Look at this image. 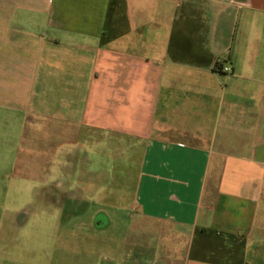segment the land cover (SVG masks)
<instances>
[{
	"label": "crops",
	"instance_id": "obj_1",
	"mask_svg": "<svg viewBox=\"0 0 264 264\" xmlns=\"http://www.w3.org/2000/svg\"><path fill=\"white\" fill-rule=\"evenodd\" d=\"M91 133L133 184L72 264H264V0H0V164Z\"/></svg>",
	"mask_w": 264,
	"mask_h": 264
},
{
	"label": "rangeland",
	"instance_id": "obj_2",
	"mask_svg": "<svg viewBox=\"0 0 264 264\" xmlns=\"http://www.w3.org/2000/svg\"><path fill=\"white\" fill-rule=\"evenodd\" d=\"M87 137L93 138L94 158L84 144L79 151H65L66 164L44 166L21 148L16 165L0 164V264H72L76 238L86 236L78 227L91 222L95 208L103 205L101 198H86L87 192L130 191L133 182L126 177L135 167L120 165L123 151L117 142L109 145L101 134ZM87 200V212L78 214L77 206Z\"/></svg>",
	"mask_w": 264,
	"mask_h": 264
},
{
	"label": "built area",
	"instance_id": "obj_3",
	"mask_svg": "<svg viewBox=\"0 0 264 264\" xmlns=\"http://www.w3.org/2000/svg\"><path fill=\"white\" fill-rule=\"evenodd\" d=\"M224 72H230V69L229 68H223L222 69Z\"/></svg>",
	"mask_w": 264,
	"mask_h": 264
}]
</instances>
